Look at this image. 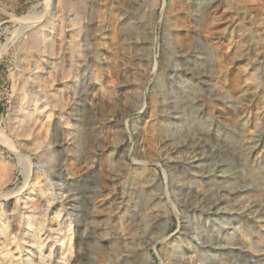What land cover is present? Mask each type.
Here are the masks:
<instances>
[{"label":"rangeland","instance_id":"374dc122","mask_svg":"<svg viewBox=\"0 0 264 264\" xmlns=\"http://www.w3.org/2000/svg\"><path fill=\"white\" fill-rule=\"evenodd\" d=\"M0 161L1 212L51 187L63 264H264V0H0Z\"/></svg>","mask_w":264,"mask_h":264},{"label":"bare ground","instance_id":"6f19581e","mask_svg":"<svg viewBox=\"0 0 264 264\" xmlns=\"http://www.w3.org/2000/svg\"><path fill=\"white\" fill-rule=\"evenodd\" d=\"M66 4L67 0H59L60 8ZM72 22L74 26H77L79 18L72 19ZM131 25L127 24L129 28ZM46 27L47 25L32 31L21 46L23 63L28 61L24 54L25 50H31L34 53H39L43 48L51 50L50 40L46 36L48 29ZM78 43L77 40L74 41L73 50L75 52L80 50ZM38 63L37 68L40 67V62L38 61ZM38 63L36 62V64ZM40 72L28 70L29 78L34 82L38 80L42 82ZM64 74H67L66 70H64ZM21 82L24 85L26 81L22 79ZM30 96L29 106L22 109L17 125L13 127L18 136V143L12 145L14 150L18 149L19 144L26 145V143L32 142L38 145L42 141L40 135L35 132V127L39 122L37 113L40 108V97L35 92L31 93ZM4 139H7V137H4ZM3 166L5 168V164ZM37 176L35 179H37ZM27 190L22 196L18 195L12 198L11 201L9 200L5 212L0 211V264H63L65 260L64 252L66 251L65 242L58 243L60 230L57 228L63 211L55 204V194L48 183L40 180L31 182ZM48 213L49 216L51 215V219L47 221L45 217ZM45 233L48 234L45 236ZM18 246L21 247V251L15 254L14 250ZM14 258L18 263L14 262Z\"/></svg>","mask_w":264,"mask_h":264}]
</instances>
